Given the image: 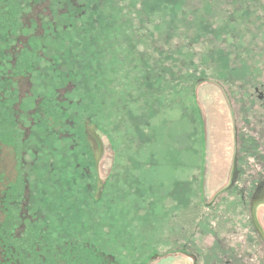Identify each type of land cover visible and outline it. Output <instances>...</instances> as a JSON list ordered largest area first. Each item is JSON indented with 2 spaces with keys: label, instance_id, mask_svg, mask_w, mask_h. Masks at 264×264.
Wrapping results in <instances>:
<instances>
[{
  "label": "rangeland",
  "instance_id": "rangeland-1",
  "mask_svg": "<svg viewBox=\"0 0 264 264\" xmlns=\"http://www.w3.org/2000/svg\"><path fill=\"white\" fill-rule=\"evenodd\" d=\"M28 1L9 27L23 60L8 91L24 106L30 183L33 150L41 158L40 263L95 264L101 252L106 264H192L212 228L228 237L241 219L212 205L240 139L229 104L258 45L254 21L234 0ZM16 155L0 146V200L22 171ZM8 208L0 224L8 215L16 250L29 226Z\"/></svg>",
  "mask_w": 264,
  "mask_h": 264
},
{
  "label": "flooded vegetation",
  "instance_id": "flooded-vegetation-1",
  "mask_svg": "<svg viewBox=\"0 0 264 264\" xmlns=\"http://www.w3.org/2000/svg\"><path fill=\"white\" fill-rule=\"evenodd\" d=\"M24 1L0 0V13L3 11L4 15L3 17L2 13L0 14V37H2L0 57L5 59V62L0 61L2 63L0 64V89L3 91L7 87L6 91L0 92V146L3 145L8 150L12 147L14 155L17 153L14 157L17 158L20 155L18 157L20 163L18 160L17 164L22 168L21 172H17L15 180L9 181L3 190L0 210L4 211L16 205L19 229L23 230L28 223L29 231L26 236L21 235L14 238L16 240L13 239L19 243V246L18 249L12 250L13 244L9 241L7 224L9 216H5L3 223L0 224V264H8L10 259L13 264L19 259L21 264H41L39 258L42 256L39 251V249L42 251L39 243L42 240L41 231L36 229V225L39 224L37 222H40L38 213L41 210V199L37 198L41 197L39 189L41 175L40 171H37L39 165L36 162L41 158L37 155L38 152L33 150L34 157L28 164L35 170L32 177L34 183H30L28 176H32V173L26 172L24 166L26 164L24 154L28 148V142H24V139L27 135L25 130L20 129V125L23 124L20 116L23 115L24 109L19 107L20 104L23 106V102L19 97L13 99L8 91L9 81L15 77L14 69L21 67L20 63L23 60L21 47L9 45L8 36L19 34L16 30L11 31L9 27L16 25L18 20L24 18L26 14L23 10ZM72 2L73 0L70 1ZM234 2L237 3L235 10L237 8L240 10L239 14L248 16L250 21H254L250 22L246 31L249 30L250 35L257 36L259 40L253 51L247 49L243 64L246 70L235 82V90L231 93L232 104L229 106L234 121L232 122L234 126H237L235 129L239 130L236 131L240 133V139L233 146L225 185L214 194L212 207L218 213H238L241 219L225 222L226 232L230 234L228 237H224L218 231L219 229L212 228L211 236L214 241L210 246L199 247L200 249L191 254L192 264H264V0H234ZM26 3L29 4V1L27 0ZM59 3L64 5V2L59 1ZM21 34L27 35L22 30ZM10 48L13 50L11 51ZM28 65V68H31L32 65ZM53 122L51 121V124ZM15 125L17 127L13 129ZM79 165L78 162L76 166ZM82 169L89 170L87 166H83ZM80 175L86 176L84 173ZM0 180L5 178L0 176ZM19 184L22 188L15 189L19 187ZM34 222L35 225H32ZM63 243L69 242L63 240ZM185 244L184 242L181 244L184 249ZM55 245L58 243L55 242ZM45 250L48 252L49 248ZM14 254L18 256L16 261ZM52 256L55 257L57 254L53 253ZM93 256L95 264H106L105 259L108 260L102 257L101 252Z\"/></svg>",
  "mask_w": 264,
  "mask_h": 264
}]
</instances>
